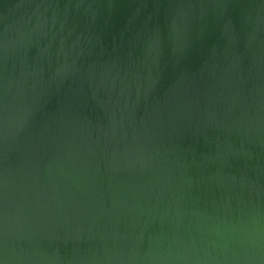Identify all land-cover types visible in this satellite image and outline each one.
Wrapping results in <instances>:
<instances>
[{
  "label": "water",
  "instance_id": "1",
  "mask_svg": "<svg viewBox=\"0 0 264 264\" xmlns=\"http://www.w3.org/2000/svg\"><path fill=\"white\" fill-rule=\"evenodd\" d=\"M0 264H264V0H0Z\"/></svg>",
  "mask_w": 264,
  "mask_h": 264
}]
</instances>
